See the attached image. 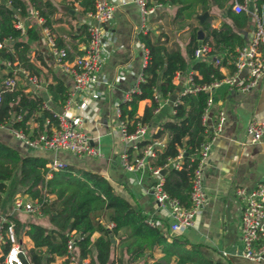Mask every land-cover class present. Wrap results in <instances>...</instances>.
Returning a JSON list of instances; mask_svg holds the SVG:
<instances>
[{
    "label": "trees",
    "instance_id": "obj_1",
    "mask_svg": "<svg viewBox=\"0 0 264 264\" xmlns=\"http://www.w3.org/2000/svg\"><path fill=\"white\" fill-rule=\"evenodd\" d=\"M154 1L176 5L173 20L180 26L183 23L190 26L188 19L192 17L190 14L197 3L203 11L209 9L210 1L218 8H225V15L231 23L221 21L217 26H212L208 15L199 22L203 30L200 43L210 46L206 56L201 58H193V50L198 45V26H191L188 31L186 58L178 46H167L165 38L161 40L149 31L139 32L138 39L146 49V59L140 73L142 79L138 82L139 90L129 92L128 99L117 103L118 118L126 123L129 130L134 128L136 121L148 125L158 106L154 90L158 89L161 97L167 96L174 88V73L184 69L189 62L187 60L193 59L191 67L195 70L192 74L194 82L209 83L223 75L222 67L226 73L232 72L236 49L245 42L241 30L247 23L248 15L243 11L234 12L229 0ZM28 2L42 15V25L49 29L48 15L53 8L50 3L41 0ZM257 2L264 7V0ZM78 3L85 12L93 8L94 0H78ZM26 12L24 0H0V123H9L11 127L34 136L50 125H56L54 113L64 103L67 88L59 77L52 76L45 86L50 105L45 106L42 96L24 90L26 84L23 81L15 80L9 89L1 87L6 76H17L14 68H23L30 74L38 73V68L29 62L27 54V40L37 38V30L29 26L21 31L14 25L16 15L25 16ZM79 29L86 32V26L81 25ZM54 42L57 47L65 48L66 58L70 60L71 56L60 39ZM215 55L219 56L217 65L213 64L211 58ZM206 97L207 92L202 90L178 96V101L173 105L174 112L158 123L151 135H165L163 146L156 148L154 155L146 158L148 173H151L150 168H165L162 189L184 207L189 205L191 178L198 162L199 146L208 135L201 121ZM139 101H143V106L138 113ZM29 120L35 121L36 126L30 128ZM145 143V139L139 140L137 149L129 150V155H140ZM179 152V167L166 164L168 157ZM45 163L43 157L22 154L0 140V201L8 184L16 183L22 188V193L38 204L40 214L45 215L49 223L48 227L31 221L21 224L16 218L6 216L13 222L16 236L22 233L31 240V245L26 248L27 260L22 258V264H53L55 257L65 254V240L71 230L80 233V238L75 242L78 255L87 258L89 264H128L136 260H142L143 264H213L180 237L173 236L167 240L161 228L148 223L137 208L115 192L103 175L72 166L48 170ZM5 226L6 222H2V233ZM94 231L98 235L91 240ZM110 235L119 237V254L109 260L112 246ZM8 247V241L0 243V264H4L3 257ZM154 252L160 254L155 256ZM65 262L64 259L63 264Z\"/></svg>",
    "mask_w": 264,
    "mask_h": 264
},
{
    "label": "crops",
    "instance_id": "obj_2",
    "mask_svg": "<svg viewBox=\"0 0 264 264\" xmlns=\"http://www.w3.org/2000/svg\"><path fill=\"white\" fill-rule=\"evenodd\" d=\"M41 1H47L53 7L48 16L49 31L54 40L60 39L71 59L83 53L86 45V32L83 33L79 28L81 25L86 26L87 11L82 10L78 0ZM109 1L113 5L112 16L102 26L101 42L100 76L105 83L97 84L98 97H89L87 93L81 97L73 94L67 104V110L70 113H79L81 116V129L88 136L90 143L97 148L99 154L75 156L65 151L54 152L30 148L9 132L8 124L0 127V140L13 146L22 154L38 155L46 161L56 158L62 160L65 166L98 172L112 184L115 192L123 196L132 207L137 208L152 224L158 225L167 240L173 236L180 237L213 264H264V259H250L241 253L243 250L239 233L241 201L233 194L235 186L250 187L264 177V132L256 141H251L245 132V127L251 119H264V77H261L257 84L248 90L229 88L224 84L212 89L213 103L205 116V124L210 130L219 111H222L224 119L220 129L213 132L209 151L200 168L205 199L193 223L180 232H169L168 225L171 220L169 210L167 206L159 204L151 192V183L155 175L148 173L147 169L142 172L126 170L121 166L119 158L123 143L117 130L118 117L115 113V106L123 100L141 73L146 49L138 39L139 32L149 31L151 35L161 40L165 38L167 46L171 44L178 46L180 53L186 58L185 44L190 27L198 26L196 30H201L202 38L203 30L199 27V22L207 15L210 17L209 21L212 26H217L221 21L231 23L225 15V8H218L210 1L209 9L202 11L197 3L195 10L190 14L192 17L188 19L190 26L184 24L181 27L179 24L173 25L176 23L173 20L176 5L159 4L148 15L146 30L143 31L138 8L131 0ZM233 1H228L230 8ZM24 2L27 12L25 16L16 15V20L21 24L22 29L30 26L37 30V38L27 40L29 46L27 54L29 62L38 68L39 82L32 84L20 73L17 74L15 80L23 81L26 84L24 90L39 94L43 97L44 104L49 106L46 83L51 80L52 76H57L65 84L67 92H71L72 79L59 67L50 53L42 28V19L39 17L42 15L37 13L28 0ZM152 2L155 1L152 0ZM219 10H221L220 14ZM204 11L207 12L206 15L199 20L196 15ZM252 26V20L248 16L247 23L241 30L245 41L251 34ZM200 39L197 38L198 44ZM192 61L193 59L187 60L186 67L174 73L172 77L174 88L167 96L161 97L159 90L155 89L158 94V106L154 110V116L146 125L143 138L146 141L152 138L151 135L156 125L172 114L173 102L181 93L186 73L195 72L191 67ZM221 70L223 74L226 73L225 68L222 67ZM82 102L83 107H79ZM142 106L143 101H139L138 113ZM60 108H56L55 111ZM34 126L36 122L29 120V127ZM165 138L163 135L162 139L165 140ZM17 198L29 200L18 184H8L0 201V220L2 217L12 216L21 224L31 221L45 227L49 226L47 217L40 214L39 210L29 212L16 208L14 201ZM97 235L98 232L94 231L90 239H94ZM16 237L21 245L22 241L26 243V247L31 245V240L27 235L20 233ZM118 240V235H110L112 246L109 260L112 256L116 257L119 254ZM159 254L154 252L155 256ZM147 260L151 261L150 258ZM53 264H63L62 256L55 257ZM128 264L143 263L142 260H136Z\"/></svg>",
    "mask_w": 264,
    "mask_h": 264
},
{
    "label": "built area",
    "instance_id": "obj_3",
    "mask_svg": "<svg viewBox=\"0 0 264 264\" xmlns=\"http://www.w3.org/2000/svg\"><path fill=\"white\" fill-rule=\"evenodd\" d=\"M138 8L141 17V25L143 31L146 30V20L149 14L154 11L158 2L150 0H131ZM234 12L244 11L252 20V29L249 38L242 43L233 56L232 63L234 69L230 73H224L220 78L209 83H197L192 79L194 72L189 71L185 76V84L180 94L187 92H196L199 90L206 91L207 97L201 115V121L207 129V137L200 143L198 151V162L193 170L191 178V187L189 191V205L181 206L179 202L170 196L162 189L163 177L159 174V167L150 168L152 174L155 175L154 181L151 183V192L154 194L157 202L167 206L170 214V223L168 230L170 233H178L185 227L190 226L198 213L204 199L205 192L201 178V164L209 151L210 140L213 132L221 127L224 119L222 111H219L215 123L209 130L205 124V116L213 103L212 89L220 84H224L229 88L238 90H248L255 86L261 77H264V7L257 0H234L231 4ZM113 5L109 0H94L93 8L86 12V45L84 52L75 55L72 59L66 58V50L63 47H57L49 29L43 25V30L49 45L50 53L59 67L72 79V91L67 92V97L62 104L60 110L54 113L56 117V125H50L46 130L37 133L34 136H29L23 131L13 128L9 123H0V127L5 124L9 132L17 139L21 140L30 148H39L51 150L54 152L65 151L75 156L96 155L99 154L88 136L81 129V116L79 113H70L67 110V104L73 94L80 97L85 93L89 97L96 98L99 96V91L96 89L98 83L105 80L100 76L101 67V42L103 36L102 26L111 18ZM42 21L43 18L39 16ZM14 25L21 28V24L15 20ZM1 45V43H0ZM210 50V46L206 43H199L193 50L195 58L206 56ZM213 64H219V56H212ZM146 59V52L143 60V65ZM9 64V62H6ZM16 74L20 73L32 84H38L39 79L36 74H30L23 68H14ZM142 79L141 74L136 79L135 83L129 90L138 91V82ZM15 83L14 76H6L2 82V88H12ZM128 92V93H129ZM128 93L123 100L128 99ZM154 98L158 99V94L154 90ZM178 101L175 100L173 105ZM84 102V101H83ZM79 104L83 107L84 104ZM45 105V104H44ZM46 106V105H45ZM78 107V108H79ZM173 107L171 113H173ZM115 113L119 116V109L115 106ZM48 123V120H45ZM146 125L136 121L134 128L127 129L126 123L118 118L117 130L123 147L119 154L121 166L132 172H142L148 169L146 158L154 155L155 149L163 146L162 137H152L147 140L141 148L140 155H129V150L137 149V142L144 138ZM245 132L251 141H256L264 132V119H251L246 127ZM181 153H177L173 157L167 158L166 164H172L175 167L180 166ZM48 170L58 169L65 166L60 159H50L45 163ZM233 194L240 199L241 208L239 212V233L243 243L242 255L244 257L260 260L264 259V177L256 182L253 186L237 185L233 188ZM16 208H22L25 211H38V204L32 200H23L17 198L14 201ZM148 223L152 222L146 219ZM6 222L5 230L1 232V223ZM80 233L74 230L69 231L65 240V254L62 256L65 259V264H89L87 258H81L78 255V250L75 242L80 238ZM9 242V247L3 257L4 264H22V258L27 260L26 248H24L17 240L13 230V222L8 218L2 217L0 220V243ZM1 255V251H0ZM30 264V263H28Z\"/></svg>",
    "mask_w": 264,
    "mask_h": 264
},
{
    "label": "water",
    "instance_id": "obj_4",
    "mask_svg": "<svg viewBox=\"0 0 264 264\" xmlns=\"http://www.w3.org/2000/svg\"><path fill=\"white\" fill-rule=\"evenodd\" d=\"M206 13H207V12L204 11V12H202L201 14H197L196 17H197L199 20H202V18L206 15ZM196 33H197V35H196L197 38L200 39V38H201V34H202V33H201V30H200V29L196 30ZM164 171H165V168H162V169L159 170V173L162 174Z\"/></svg>",
    "mask_w": 264,
    "mask_h": 264
},
{
    "label": "rangeland",
    "instance_id": "obj_5",
    "mask_svg": "<svg viewBox=\"0 0 264 264\" xmlns=\"http://www.w3.org/2000/svg\"><path fill=\"white\" fill-rule=\"evenodd\" d=\"M220 11H221V10H219V14H220ZM217 17H218V16H217ZM219 17H221V16H219ZM175 24H178V23H174L173 25H175ZM183 25H184V23H183ZM178 27H179V26H178ZM181 27H183V26H181ZM22 246H23L24 248H27V247H26V243L23 242V241H22Z\"/></svg>",
    "mask_w": 264,
    "mask_h": 264
}]
</instances>
